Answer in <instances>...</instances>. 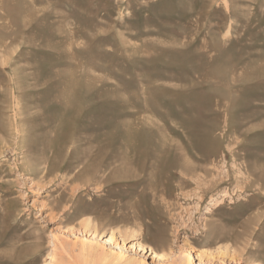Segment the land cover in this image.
<instances>
[{
	"label": "rangeland",
	"instance_id": "obj_1",
	"mask_svg": "<svg viewBox=\"0 0 264 264\" xmlns=\"http://www.w3.org/2000/svg\"><path fill=\"white\" fill-rule=\"evenodd\" d=\"M0 264H264V0H0Z\"/></svg>",
	"mask_w": 264,
	"mask_h": 264
},
{
	"label": "bare ground",
	"instance_id": "obj_2",
	"mask_svg": "<svg viewBox=\"0 0 264 264\" xmlns=\"http://www.w3.org/2000/svg\"><path fill=\"white\" fill-rule=\"evenodd\" d=\"M135 149V148H134Z\"/></svg>",
	"mask_w": 264,
	"mask_h": 264
}]
</instances>
